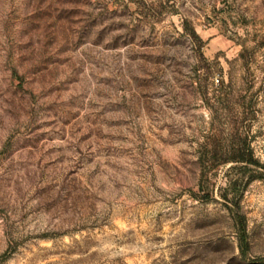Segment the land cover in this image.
<instances>
[{
	"label": "rangeland",
	"instance_id": "rangeland-1",
	"mask_svg": "<svg viewBox=\"0 0 264 264\" xmlns=\"http://www.w3.org/2000/svg\"><path fill=\"white\" fill-rule=\"evenodd\" d=\"M0 264H264V0H0Z\"/></svg>",
	"mask_w": 264,
	"mask_h": 264
},
{
	"label": "trees",
	"instance_id": "trees-1",
	"mask_svg": "<svg viewBox=\"0 0 264 264\" xmlns=\"http://www.w3.org/2000/svg\"><path fill=\"white\" fill-rule=\"evenodd\" d=\"M233 159V162L235 163H245L246 166L248 165H255L256 162L252 159V156L251 155H239V156H236ZM226 163V162H224ZM200 187H199V191L202 192L203 191V186H202V181L200 182ZM238 187L237 186V183L236 182H233L229 185V188H231V191L234 194L233 198L230 201V203L232 204L234 199L236 198V193H237V189L236 188ZM209 197V194H204L201 196V199H207ZM227 199V198H225ZM227 203H228V200H226ZM234 205V204H233ZM236 226H237V230H238V235H239V244H240V248L242 251H244V247H245V237H246V229H245V226L242 222V219L241 217L237 216V220H236Z\"/></svg>",
	"mask_w": 264,
	"mask_h": 264
},
{
	"label": "built area",
	"instance_id": "built-area-1",
	"mask_svg": "<svg viewBox=\"0 0 264 264\" xmlns=\"http://www.w3.org/2000/svg\"><path fill=\"white\" fill-rule=\"evenodd\" d=\"M215 81H216V83H218V80L217 79Z\"/></svg>",
	"mask_w": 264,
	"mask_h": 264
}]
</instances>
